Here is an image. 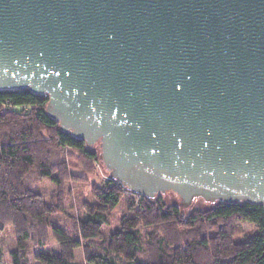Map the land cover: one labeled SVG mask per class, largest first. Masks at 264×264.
<instances>
[{"label":"water","instance_id":"obj_1","mask_svg":"<svg viewBox=\"0 0 264 264\" xmlns=\"http://www.w3.org/2000/svg\"><path fill=\"white\" fill-rule=\"evenodd\" d=\"M19 89L133 193L264 207V0H0Z\"/></svg>","mask_w":264,"mask_h":264},{"label":"trees","instance_id":"obj_2","mask_svg":"<svg viewBox=\"0 0 264 264\" xmlns=\"http://www.w3.org/2000/svg\"><path fill=\"white\" fill-rule=\"evenodd\" d=\"M47 102V96L28 89L0 90V230L13 227L16 249L11 252L12 264H23L28 242L40 245L49 237L58 244V251L37 253L40 264H76L74 250L83 241L101 236L104 214L115 208L125 190L133 194L129 210L135 225L111 232L95 251L84 246L86 264H264V207L247 201L214 202L207 212L191 213L183 221L176 205L164 210L160 201L133 193L110 176L102 186L91 187L96 204L85 208L78 221V237L52 224L49 215L63 211V203L45 199L33 189V178H48L64 187L73 178L63 168L65 151L71 150L90 164L99 158L95 144L89 146L60 129L59 122L47 113ZM239 221L255 226L244 241L233 238V225ZM139 223L145 227L167 224L165 234L155 241L156 253L151 259L142 256ZM177 225H200L202 230L211 228L216 233L190 235L183 242L177 234L167 239L166 233L178 229Z\"/></svg>","mask_w":264,"mask_h":264},{"label":"rangeland","instance_id":"obj_3","mask_svg":"<svg viewBox=\"0 0 264 264\" xmlns=\"http://www.w3.org/2000/svg\"><path fill=\"white\" fill-rule=\"evenodd\" d=\"M93 149L97 150L98 160L92 162L84 161L77 154L71 150L64 152L63 168L71 175L72 179L65 181L64 187L54 185L48 178H40L35 176L33 178V189L37 190L42 196L55 203L62 201L63 211L56 212L49 215V220L52 224L64 228L71 237H78L77 226L78 221L85 215V208L87 206H94L96 204L94 196L91 191L93 185L102 186L104 182L110 178V173L104 167L100 158V142L95 143ZM123 197L114 209L104 214V219L101 227V236L98 239L82 242V246L74 250L73 261L76 264H86L84 260V246L91 251H95L96 247H101V239L107 237L111 232L125 227H132L135 225L134 215L129 210L131 198L133 194L125 190ZM177 195L173 191H166L157 193L152 199L153 201H160L164 210L176 205L181 214V218L185 221L191 213H205L214 204L208 203L201 198L195 199L189 207H183L182 203H177ZM201 225V224H200ZM200 225L195 227L177 225L178 229H171L167 234V239H172L180 235V242L185 241L190 235H209L215 234V230L211 228L202 230ZM167 227L166 223H160L159 226H143L139 223L136 227L137 234L142 245V256L145 259H151L156 253L155 241L160 239L165 234ZM234 227V240L244 241L248 239L254 232L255 226L249 222H236ZM178 231V232H177ZM177 232V233H176ZM152 233V234H149ZM177 234V235H176ZM16 249L14 230L12 226H7L0 230V263L12 264L11 252ZM58 251V244L52 237H49L43 244L34 245L33 242H28L26 250L23 255L25 261L23 264H40L36 259V254L39 252L53 253ZM25 262V263H24Z\"/></svg>","mask_w":264,"mask_h":264}]
</instances>
